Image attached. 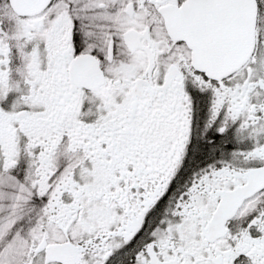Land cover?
Masks as SVG:
<instances>
[{
  "label": "snow or ice",
  "instance_id": "6c2138e0",
  "mask_svg": "<svg viewBox=\"0 0 264 264\" xmlns=\"http://www.w3.org/2000/svg\"><path fill=\"white\" fill-rule=\"evenodd\" d=\"M0 264H264V0H0Z\"/></svg>",
  "mask_w": 264,
  "mask_h": 264
}]
</instances>
